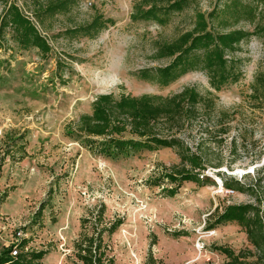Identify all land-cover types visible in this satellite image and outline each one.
I'll use <instances>...</instances> for the list:
<instances>
[{
	"label": "rangeland",
	"instance_id": "rangeland-1",
	"mask_svg": "<svg viewBox=\"0 0 264 264\" xmlns=\"http://www.w3.org/2000/svg\"><path fill=\"white\" fill-rule=\"evenodd\" d=\"M8 1L50 52L21 50L10 31L0 34V251L26 241L23 253H45L35 264H80V237L118 223L102 234L112 264H227L224 249L243 263L264 264L241 227L217 222L227 206L264 202V89L258 100L252 91L264 74V38L252 36L227 56L238 79L219 92L201 70L161 86L140 78L169 63L155 60L157 45L189 31L194 15L211 12L218 0L191 1L163 26L131 18L142 0H71L54 15L47 7L57 0ZM4 9L0 4V16ZM98 17L109 21L98 34L76 32ZM186 88L213 100L198 105L176 134L193 151L201 143L204 185L168 183L179 165L174 149L113 160L74 137L79 117L100 95L168 98ZM226 180L242 190L226 189Z\"/></svg>",
	"mask_w": 264,
	"mask_h": 264
},
{
	"label": "trees",
	"instance_id": "trees-1",
	"mask_svg": "<svg viewBox=\"0 0 264 264\" xmlns=\"http://www.w3.org/2000/svg\"><path fill=\"white\" fill-rule=\"evenodd\" d=\"M191 1L195 0H161L160 4L157 3L158 0H142L134 6L131 18L134 21H152L163 26L172 14L181 13ZM0 4L5 5L0 16V34L3 35L8 30L19 49L35 48L42 55H47L50 47L46 39L21 9L8 0H0ZM71 4V0H57L47 7V12L51 15L65 12ZM108 22L98 17L76 32L82 36L96 35ZM239 25H249L252 31L237 28ZM252 36L264 38V0H218L211 12H197L194 15L189 31L171 42L158 44L155 60L165 59L169 63L141 71L140 78L168 86L188 72L201 70L207 73L211 89L219 92L224 85L238 79L236 65L227 56ZM259 87L264 89V74L256 76L252 84L253 95L257 100L260 97ZM261 94L264 95V92ZM206 100L212 105L213 100L208 99V94L202 96L194 88H186L168 98L100 95L93 101L91 113L79 117L74 128V137L83 146L113 160L134 156L142 150L151 152L159 148L174 149L179 165L174 167L173 174L167 175L168 183L190 182L204 185L208 180L204 176L207 159L201 143L193 151L176 134L194 120L197 106L204 107ZM224 186L233 191L242 190L238 182L229 183L226 180ZM247 189L253 194L252 187ZM173 195L174 191H170L169 196ZM94 222L96 223V219ZM217 222L236 223L241 227L250 245L261 253L260 259L264 261V202L255 199L252 203L227 206L217 216ZM98 223L93 224V227ZM118 225L114 223L109 229H94L90 237L83 234L74 246L79 263L112 264L102 247V234L113 233ZM15 247L18 251L15 257L11 255L14 245L0 251V264H35L45 254L23 253L27 248L26 241L18 242ZM224 253L230 259L227 264H246L231 251L224 249Z\"/></svg>",
	"mask_w": 264,
	"mask_h": 264
},
{
	"label": "built area",
	"instance_id": "built-area-1",
	"mask_svg": "<svg viewBox=\"0 0 264 264\" xmlns=\"http://www.w3.org/2000/svg\"><path fill=\"white\" fill-rule=\"evenodd\" d=\"M18 242H19V241H18ZM18 242H16V243L13 244V245H14V248H13V250H12V252H11V255H12L13 257L17 256L18 251H17L15 245H17Z\"/></svg>",
	"mask_w": 264,
	"mask_h": 264
}]
</instances>
